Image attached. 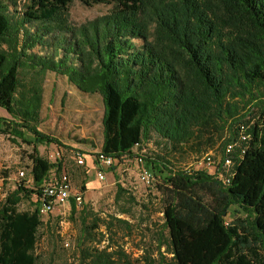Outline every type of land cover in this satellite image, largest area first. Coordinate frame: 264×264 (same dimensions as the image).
<instances>
[{
  "label": "trees",
  "instance_id": "1",
  "mask_svg": "<svg viewBox=\"0 0 264 264\" xmlns=\"http://www.w3.org/2000/svg\"><path fill=\"white\" fill-rule=\"evenodd\" d=\"M80 1L112 8L73 25V0H0V107L10 115L0 133L35 147L27 177L0 203V264H38L42 185L52 170L72 172L64 153L52 162L36 150L59 143L38 129L48 73L101 95L102 154L114 164L142 155L155 173L168 264H264V0ZM147 140L158 148L151 154ZM219 142L224 157L233 145L229 183L220 169L181 165ZM126 192L119 184L118 197ZM33 193V209L20 210ZM234 205L246 216L228 221ZM77 208L69 196L67 211ZM83 213L78 264H134L122 247H102L104 221Z\"/></svg>",
  "mask_w": 264,
  "mask_h": 264
},
{
  "label": "rangeland",
  "instance_id": "2",
  "mask_svg": "<svg viewBox=\"0 0 264 264\" xmlns=\"http://www.w3.org/2000/svg\"><path fill=\"white\" fill-rule=\"evenodd\" d=\"M17 2L19 8L24 7L25 0ZM111 8V4L90 6L80 0H73L70 5V20L73 25H80L108 13ZM0 109V117L4 113L8 114L6 109ZM104 113L105 106L100 94L80 93L66 78L55 73L47 74L38 129L60 144H40L36 150L52 162L57 159V151L61 152L60 156L64 153L65 164L72 171L73 188L83 192V202L74 214L69 210L62 214L57 209L42 217L44 223L39 229L36 243L38 264H78L84 210L90 218L97 216L104 221L100 227V232L104 235L100 244L102 247L108 244L112 245L109 250L122 247L134 264H147L145 256L149 253L157 264L172 261L166 244H160L168 234L164 227L163 194L158 184L147 187L140 180V166L134 155L118 160L113 165L115 168L97 161L98 151H101L103 143ZM71 149H78L87 156L85 165H75ZM142 149L151 154L158 148L153 140H147ZM135 152H140V149H135ZM33 153L35 147L21 140L13 142L8 135L0 133V175L7 178L0 190V203L9 191L18 187L19 171L30 170V155ZM207 153L213 156L216 164L219 163L224 157L222 143L219 142L214 148L204 150L199 155L186 156L181 165L195 166ZM201 168L200 166L198 169ZM98 170L103 171L104 179H99ZM208 170L214 171L213 167H208ZM119 184L127 191L120 197L117 194ZM37 199L38 195L33 193L30 199L20 203V210L33 209ZM236 209H239L236 205L231 207L228 221L236 215L246 216L244 212L237 213ZM116 218L124 222H118ZM107 222L113 225L108 227ZM88 223L91 224V221ZM66 242L69 243L68 246L65 245ZM257 251L264 255L262 245H257Z\"/></svg>",
  "mask_w": 264,
  "mask_h": 264
},
{
  "label": "built area",
  "instance_id": "3",
  "mask_svg": "<svg viewBox=\"0 0 264 264\" xmlns=\"http://www.w3.org/2000/svg\"><path fill=\"white\" fill-rule=\"evenodd\" d=\"M233 150V145H227L225 148L226 156L219 162L215 163V160L211 154H206L201 161H198L194 166L196 169L213 167L215 170L223 171L220 175L225 183L230 182V177L233 175V161L230 156V153ZM145 151V150H142ZM57 159L60 158L61 152L57 151ZM76 162L79 166H83L86 163L87 156L81 152L76 151ZM98 163H101L104 166L110 167L114 164L115 160L112 157L102 154L101 151H98L97 155ZM52 157V155H51ZM56 159V160H57ZM137 163L140 166L139 169V178L147 186L151 187L156 182L155 173L144 164L143 156L138 155ZM201 168V169H202ZM28 169L20 170L18 173V185L22 184L23 180L27 177ZM97 175L99 179H104L105 174L102 170H98ZM7 178L0 175V190ZM25 185H32L31 177H28L25 180ZM69 196H73L79 207L83 202V192L77 191L73 188L71 174L67 170H63L59 175L55 173V170L50 172L49 178L42 185L41 193L39 196V211L42 216L53 213L55 210H59L60 213H65L67 211V202ZM66 246L69 245L68 242L65 243Z\"/></svg>",
  "mask_w": 264,
  "mask_h": 264
},
{
  "label": "crops",
  "instance_id": "4",
  "mask_svg": "<svg viewBox=\"0 0 264 264\" xmlns=\"http://www.w3.org/2000/svg\"><path fill=\"white\" fill-rule=\"evenodd\" d=\"M0 111H1V109H0ZM2 112H4V111H2ZM1 117H6V118H9L10 117V115H9V113L7 114V113H4V115H2Z\"/></svg>",
  "mask_w": 264,
  "mask_h": 264
}]
</instances>
